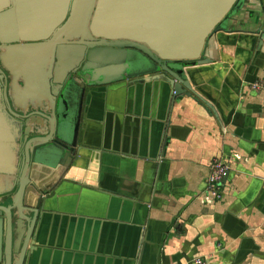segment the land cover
Segmentation results:
<instances>
[{"label":"crops","instance_id":"crops-1","mask_svg":"<svg viewBox=\"0 0 264 264\" xmlns=\"http://www.w3.org/2000/svg\"><path fill=\"white\" fill-rule=\"evenodd\" d=\"M262 25L264 0H247L237 31L218 35L215 62L189 68L213 108L175 98L156 75L87 89L79 151L45 175L26 264H264V87L253 88L264 86V32H252ZM222 155L224 195L208 203Z\"/></svg>","mask_w":264,"mask_h":264},{"label":"water","instance_id":"water-1","mask_svg":"<svg viewBox=\"0 0 264 264\" xmlns=\"http://www.w3.org/2000/svg\"><path fill=\"white\" fill-rule=\"evenodd\" d=\"M28 1L0 0L3 264H26L35 248L44 178L77 156L87 89L156 75L175 98L213 108L188 70L215 62L247 0Z\"/></svg>","mask_w":264,"mask_h":264},{"label":"built area","instance_id":"built-area-1","mask_svg":"<svg viewBox=\"0 0 264 264\" xmlns=\"http://www.w3.org/2000/svg\"><path fill=\"white\" fill-rule=\"evenodd\" d=\"M264 87L262 84H254L253 88L258 89ZM232 158V157H231ZM231 170V159L226 156H216L210 163L209 173L206 178V188L202 200L208 203H215L222 200L224 195V181L228 177ZM187 264H208L204 257L198 256L190 260Z\"/></svg>","mask_w":264,"mask_h":264}]
</instances>
